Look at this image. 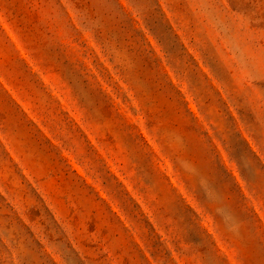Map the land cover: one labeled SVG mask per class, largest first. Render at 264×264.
I'll use <instances>...</instances> for the list:
<instances>
[{
    "label": "rangeland",
    "instance_id": "374dc122",
    "mask_svg": "<svg viewBox=\"0 0 264 264\" xmlns=\"http://www.w3.org/2000/svg\"><path fill=\"white\" fill-rule=\"evenodd\" d=\"M0 264H264V0H0Z\"/></svg>",
    "mask_w": 264,
    "mask_h": 264
}]
</instances>
